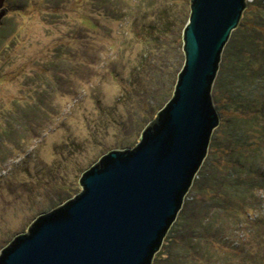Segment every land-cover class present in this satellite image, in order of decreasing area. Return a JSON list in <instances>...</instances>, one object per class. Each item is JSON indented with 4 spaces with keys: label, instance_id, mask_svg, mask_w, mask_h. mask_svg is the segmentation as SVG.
<instances>
[{
    "label": "rangeland",
    "instance_id": "1",
    "mask_svg": "<svg viewBox=\"0 0 264 264\" xmlns=\"http://www.w3.org/2000/svg\"><path fill=\"white\" fill-rule=\"evenodd\" d=\"M260 4L253 22L264 27ZM5 7L0 254L41 214L79 194L83 173L103 155L135 147L172 99L191 0H7ZM259 59L254 82L238 80L221 61L217 96L230 86L254 95L264 131V53ZM218 104L222 138L238 147L226 166L215 167L210 155L204 161L153 264H264V137L250 140L246 123L223 121L228 113Z\"/></svg>",
    "mask_w": 264,
    "mask_h": 264
},
{
    "label": "water",
    "instance_id": "2",
    "mask_svg": "<svg viewBox=\"0 0 264 264\" xmlns=\"http://www.w3.org/2000/svg\"><path fill=\"white\" fill-rule=\"evenodd\" d=\"M249 1L191 0L185 64L172 99L135 147L103 155L83 173L79 194L18 234L0 264H153L209 159L221 122L216 79Z\"/></svg>",
    "mask_w": 264,
    "mask_h": 264
},
{
    "label": "trees",
    "instance_id": "3",
    "mask_svg": "<svg viewBox=\"0 0 264 264\" xmlns=\"http://www.w3.org/2000/svg\"><path fill=\"white\" fill-rule=\"evenodd\" d=\"M262 1L263 0H254L249 4L244 12L245 17H243L239 27L233 31L229 44L223 52V64L231 68L238 77V80L242 77L244 81H249L250 79L252 80L251 82L256 81L254 73H256V71L259 72L262 65L259 61V55L260 53H264V27L260 24L257 26L253 22V13L260 9V2ZM235 57H237V59ZM220 83V80H216L215 93H218ZM229 88H232V90L228 96L215 97L218 103L223 102L222 108L220 107L222 114L228 113V116L225 115L223 121L230 123H246V132L252 135L250 140H253L255 134L260 135V139L261 136L264 137V131L261 130L260 127L262 122L260 121V117H262V115H260L259 109L255 110L261 101L258 105H255V103L252 102L255 101L256 98L254 95H251V93L246 95L241 92L235 93L233 86ZM229 117L231 120H229ZM220 128L221 127H218L214 131L215 134L211 139L209 148V155L216 159L213 160L215 167L222 165L223 161L226 163L228 157L234 152L235 145L238 147V143L234 145L225 144L222 134L220 133ZM230 137L234 138L233 135L229 136V140H232ZM252 143L256 144L255 142H251L250 144ZM230 144H233V140ZM241 145L243 146V144ZM225 163L223 165H225ZM213 183L214 181L211 184ZM208 191L212 197L218 195L216 190L210 187H208ZM261 236L264 238V234Z\"/></svg>",
    "mask_w": 264,
    "mask_h": 264
}]
</instances>
